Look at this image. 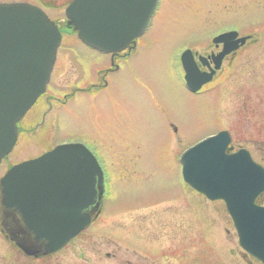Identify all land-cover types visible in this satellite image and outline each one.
Masks as SVG:
<instances>
[{"label": "rangeland", "instance_id": "rangeland-1", "mask_svg": "<svg viewBox=\"0 0 264 264\" xmlns=\"http://www.w3.org/2000/svg\"><path fill=\"white\" fill-rule=\"evenodd\" d=\"M26 1L45 8L66 36L48 90L19 121L18 142L0 177L16 163L78 139L91 142L111 177L99 218L55 254L27 258L0 227V264H111L107 251L117 248L122 259L145 254L150 244L178 239L175 227L186 230L193 257L188 263L251 264L239 253L245 251L225 202L185 181L181 156L228 129L235 150L246 147L264 162V0H160L136 54L106 91L92 82L101 79L108 56L69 31L71 0ZM231 25L253 40L200 94L191 93L180 51L187 45L211 51L213 31Z\"/></svg>", "mask_w": 264, "mask_h": 264}, {"label": "water", "instance_id": "water-1", "mask_svg": "<svg viewBox=\"0 0 264 264\" xmlns=\"http://www.w3.org/2000/svg\"><path fill=\"white\" fill-rule=\"evenodd\" d=\"M158 0H74L69 24L87 44L106 52L126 48L148 27ZM236 33L233 34L235 36ZM62 33L38 7L0 4V163L18 140V122L46 91ZM244 41V39L242 40ZM239 45L232 44L219 57ZM184 53L189 86L197 90L212 73H200ZM228 131L211 136L183 155L186 180L211 199H224L238 228L242 246L264 262V167L246 149L228 154ZM3 203L19 211L24 232L45 251L24 241L18 245L40 256L63 247L92 221L105 192L103 172L82 144H63L40 157L13 166L1 180ZM98 185L100 191L98 190ZM15 238V237H14Z\"/></svg>", "mask_w": 264, "mask_h": 264}, {"label": "flooded vegetation", "instance_id": "flooded-vegetation-1", "mask_svg": "<svg viewBox=\"0 0 264 264\" xmlns=\"http://www.w3.org/2000/svg\"><path fill=\"white\" fill-rule=\"evenodd\" d=\"M229 30H230V27H227V28L224 27V28H220L216 32L213 31L214 33H212L210 36L212 48H211V51H209V52L202 53L199 51L198 48L192 47L191 45H187L186 49L192 50L193 57L195 58V61L197 62L198 66L201 70L208 71V70H211V67H214L216 65L214 62V55H218L219 53H221L224 50L225 43L223 41L217 42V41H215V38L220 36V35H223L224 33H226ZM240 33H241L240 36H247L248 37L245 45L248 42H251L254 38V35L252 33L248 32V31L244 32L242 28H241ZM199 38L202 39L204 37H199ZM138 44H139V40L134 47L131 46V47L124 49L122 51H119L117 53L105 54L108 56L107 59L109 60V64L104 66V68H103L104 72H103L101 79H98V82H97V80L92 82L93 86L101 85L105 91L108 90L112 86L113 77L115 75H119L121 72H123L125 65H128L132 56H134V54H136ZM193 44H195V43H193ZM197 44H199V43L197 42ZM245 45L241 46L237 51H234L233 53L227 55L224 58L223 66H224V63L226 62V60L229 59V57H231L233 54L237 53L240 49L244 48ZM89 50H92L94 52L99 53V51H97L93 48H90V47H89ZM202 57L205 60H203ZM223 66H222V68H223ZM220 71L221 70L217 71L215 77L218 75V73ZM101 72H102V70H101ZM76 88L82 89V87H80V86H77ZM232 139H233V141L231 144V150L230 151L234 152L236 150H235V146L233 144V142H234L233 135H232ZM263 159H264V157H263ZM262 164H264V162H262ZM263 196H264V194H263ZM10 214H12L13 217L15 216V214H13V213H10ZM0 216L2 218V221L4 222L3 224L7 225L8 223L6 220H9V215H8L7 209H5V207H3L1 202H0ZM19 224L21 225V222H19ZM0 227H1V232L7 237V230L10 231V229L4 228V226H2L1 224H0ZM20 227H21V229L18 230L17 233H14L15 236L18 237L19 239L23 238L25 241H28L32 245H36V242L33 239V237L30 234L24 232V229H23L24 226L21 225ZM174 230L177 231V233H172V234L174 237H179L178 239L177 238L171 239L169 243L164 242L162 245L161 244L160 245L150 244L149 248L144 249L143 253H145V254H141V253L137 254L138 256L135 255L134 256L135 258L133 257V258L122 259V255L119 254V251L117 250V248H113L112 250L107 251L106 256L109 260H111V262H112L111 264H191L188 262H190L189 259L191 260L193 257H191L190 256L191 253H189L191 251V248H190L191 246L185 245V238H184L185 237V232H184L185 229L180 230V229L175 227L173 229V231ZM103 241H104V243H102V245L104 247L106 245L105 244L106 241L105 240H103ZM103 250L104 249H100V251L98 252L99 257H102L101 259L105 258L102 256V253L103 254L105 253ZM239 253L242 254V257L247 262L253 263V261L250 260L252 258L249 255H247L245 252L240 250ZM43 257H45V256H43ZM43 257H40L39 259H41ZM36 259H38V258H36ZM226 262H228V261H226ZM55 264H57V263H55Z\"/></svg>", "mask_w": 264, "mask_h": 264}]
</instances>
